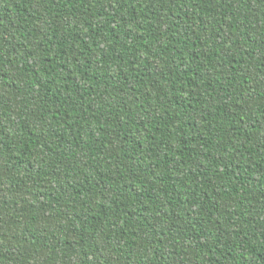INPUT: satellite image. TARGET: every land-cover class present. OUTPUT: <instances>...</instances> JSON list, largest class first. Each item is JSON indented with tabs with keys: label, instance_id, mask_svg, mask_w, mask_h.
I'll return each mask as SVG.
<instances>
[{
	"label": "trees",
	"instance_id": "1",
	"mask_svg": "<svg viewBox=\"0 0 264 264\" xmlns=\"http://www.w3.org/2000/svg\"><path fill=\"white\" fill-rule=\"evenodd\" d=\"M0 264H264V0H0Z\"/></svg>",
	"mask_w": 264,
	"mask_h": 264
}]
</instances>
